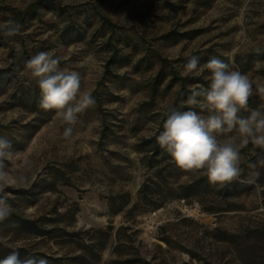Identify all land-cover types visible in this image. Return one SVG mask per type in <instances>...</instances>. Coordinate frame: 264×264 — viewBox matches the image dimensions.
Segmentation results:
<instances>
[{"label":"rangeland","instance_id":"rangeland-1","mask_svg":"<svg viewBox=\"0 0 264 264\" xmlns=\"http://www.w3.org/2000/svg\"><path fill=\"white\" fill-rule=\"evenodd\" d=\"M9 18L22 29L0 34V136L17 153L10 177L26 180L5 188L14 211L0 222V259L11 243L49 264H264V148H241L243 172L227 184L154 150L166 110L209 83L185 73L191 56L248 75V110H264V0H0ZM42 51L95 98L70 138L26 66Z\"/></svg>","mask_w":264,"mask_h":264},{"label":"clouds","instance_id":"clouds-1","mask_svg":"<svg viewBox=\"0 0 264 264\" xmlns=\"http://www.w3.org/2000/svg\"><path fill=\"white\" fill-rule=\"evenodd\" d=\"M21 29L22 25L15 19L0 21V34L5 37H14ZM60 64V57L54 51H42L32 56L26 66L37 78L40 107L56 110L62 122L68 125L63 137L70 138L78 114L92 107L95 98L90 92L81 91L79 72L62 69ZM183 68L186 74L196 76L207 71L210 75L205 79L209 83L207 87L199 83L192 85L190 95L180 108L166 110L157 142L179 168L205 170L208 181L213 184L233 182L243 172L241 148L250 143L264 148V110H248L252 83L248 75L234 70L223 59L212 57L201 66L199 58L191 56ZM184 105L188 106L187 110H183ZM241 110H248L249 114L241 116ZM234 131L238 133L239 144L235 138L225 135ZM15 155L11 141L0 136V222L14 211L8 203L12 194L5 192V188L21 185L26 180L25 177H10L7 171V162ZM260 163L264 165V161ZM249 167L254 165L249 164ZM7 247L13 250L0 259V264H49L42 255L21 258L13 244Z\"/></svg>","mask_w":264,"mask_h":264},{"label":"trees","instance_id":"trees-1","mask_svg":"<svg viewBox=\"0 0 264 264\" xmlns=\"http://www.w3.org/2000/svg\"><path fill=\"white\" fill-rule=\"evenodd\" d=\"M36 9V6L33 5L32 6V11H34ZM166 117L164 116V119ZM154 150L157 152L160 148L159 143L157 142L156 139H154ZM152 141V140H151ZM146 190V184H143V186L141 187L140 191L138 192V196H137V203L134 205L133 210L137 209V207L139 206L140 203H142L143 200V195H144V191ZM227 196H232V195H228ZM114 197H112L111 202L114 204ZM129 204V201H125L124 205ZM122 209H117V212L121 211ZM21 225L28 228L30 230V232L34 235L43 237L46 236L48 233L46 231H44L43 229H40L39 227H37L35 221H22ZM108 230H111V227L108 228ZM218 234H221V231L217 230ZM66 236H70V237H76L75 235H66ZM218 240H222L220 238H218Z\"/></svg>","mask_w":264,"mask_h":264}]
</instances>
